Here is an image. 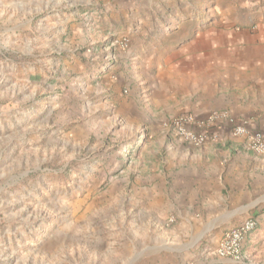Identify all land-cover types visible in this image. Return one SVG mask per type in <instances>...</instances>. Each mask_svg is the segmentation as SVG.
<instances>
[{
  "label": "rangeland",
  "instance_id": "374dc122",
  "mask_svg": "<svg viewBox=\"0 0 264 264\" xmlns=\"http://www.w3.org/2000/svg\"><path fill=\"white\" fill-rule=\"evenodd\" d=\"M255 2L0 0V264H220V197L264 215V155L220 133L264 135L234 112L264 111ZM200 162L215 184L189 209L176 177ZM243 250L264 264V222Z\"/></svg>",
  "mask_w": 264,
  "mask_h": 264
},
{
  "label": "crops",
  "instance_id": "0c3cea01",
  "mask_svg": "<svg viewBox=\"0 0 264 264\" xmlns=\"http://www.w3.org/2000/svg\"><path fill=\"white\" fill-rule=\"evenodd\" d=\"M256 4H259L260 2H263L264 0H255ZM254 41L258 43V46L263 48L264 50V28L258 29L257 32L254 34ZM261 87L264 88V79L261 81ZM234 112L239 113L238 115L241 116L239 117V120L241 121H247L248 123H258L264 122V111L260 108H252L250 107L249 110L244 108V99H241V105H238V107L234 108ZM245 116V117H244ZM246 116H251V117H246ZM235 117V116H234ZM252 125V124H251ZM220 133L223 137H228L232 136L231 133V128L227 129L225 127H221ZM234 139H240V138H234ZM240 142V141H239ZM231 143V142H230ZM241 143V142H240ZM196 166L193 168H188V171L185 173H180L177 175V179L179 180L178 182V187L180 193H188V198L186 197L188 202V208H191V205L194 207H200L204 208L205 205V195H209L210 192H212L211 185L215 184V179H214V174L210 175V169L208 166L204 165V163H196ZM231 168H233L230 165ZM262 183H260L259 186L255 185V187H252L250 191L253 193L252 196L258 194L259 191L262 190L261 186ZM234 190H232V194L230 195H223V198L220 197L219 202H220V215L223 216V229H229L234 226H236L239 222H241L243 219L249 216V214H246L245 216H241V213H239L238 210V205L244 201V198L241 200L238 198L239 195L244 194L243 189L244 188H238L237 184L236 186H233ZM183 195V194H182ZM251 196V194H250ZM181 201V200H180ZM183 202V200L181 201ZM198 203L200 205H198ZM196 205V206H195ZM250 210V209H248ZM258 218V227L257 230L259 231L260 228L262 229V223L264 222V215L260 214L256 216ZM222 225V224H221ZM261 225V226H260ZM223 230V231H224ZM251 237V233L245 238L244 243L246 242L247 238ZM225 261H229L227 259H217V262L220 264H224ZM232 262V261H231ZM233 263V262H232Z\"/></svg>",
  "mask_w": 264,
  "mask_h": 264
},
{
  "label": "built area",
  "instance_id": "2783aa9c",
  "mask_svg": "<svg viewBox=\"0 0 264 264\" xmlns=\"http://www.w3.org/2000/svg\"><path fill=\"white\" fill-rule=\"evenodd\" d=\"M177 127L175 134L177 137L190 145H201L207 140L204 133H195L190 127L195 125V121L189 116H181L173 121ZM232 136H247L248 148L264 155V135L259 132L248 133L243 125L234 126L231 129ZM249 134V135H248ZM258 226V218L248 216L236 226L224 230L218 242L208 251V255L217 259H227L235 264H247L243 250L245 238Z\"/></svg>",
  "mask_w": 264,
  "mask_h": 264
}]
</instances>
